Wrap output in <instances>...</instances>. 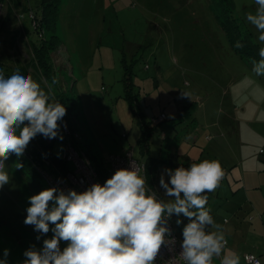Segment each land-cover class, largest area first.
Returning a JSON list of instances; mask_svg holds the SVG:
<instances>
[{"label": "rangeland", "instance_id": "374dc122", "mask_svg": "<svg viewBox=\"0 0 264 264\" xmlns=\"http://www.w3.org/2000/svg\"><path fill=\"white\" fill-rule=\"evenodd\" d=\"M24 1L25 10L12 8L13 18L0 24L5 56L0 69L22 68L50 95L26 49L15 48L10 44L15 37L8 40L14 33H6L16 12L17 18L25 15L22 22L35 40L29 9L41 14V0ZM256 7L254 0H61L57 33L62 45L54 55L57 87L76 102L71 121L80 136L79 150L101 156L105 164L111 154L128 150L142 158L144 126L151 131L152 158L171 151L181 163L219 161L223 178L214 192L206 193V207L218 226L210 230L224 233L227 250L239 254L241 264L249 252L264 263V76L252 71L264 45L246 21ZM230 30L237 35L235 42ZM237 41L244 45L239 51ZM162 114L167 119L151 122ZM64 154V142L54 138L52 158L63 160ZM5 164L10 182L0 188V258L8 249V264H19L26 250L42 248L43 239L53 235L49 231L37 240L34 226L24 223L28 198L50 186L27 165L24 153L12 154ZM174 168L165 162L149 176L165 201L174 197L164 195L159 180L164 174L167 181L165 170ZM179 218L180 225L175 214L171 222L181 245L189 221L182 214ZM67 244L61 241V250ZM212 264H220V258Z\"/></svg>", "mask_w": 264, "mask_h": 264}, {"label": "clouds", "instance_id": "9594fccd", "mask_svg": "<svg viewBox=\"0 0 264 264\" xmlns=\"http://www.w3.org/2000/svg\"><path fill=\"white\" fill-rule=\"evenodd\" d=\"M254 2L255 12L247 13L246 21L264 45V0ZM235 47L244 45L237 41ZM258 55L252 71L264 76V46ZM65 115L64 104L53 100L29 72L0 69V188L10 182L5 162L12 154L22 156L31 139L39 134L63 140L58 122ZM142 173L134 161L103 185L94 183L83 192L52 187L29 197L24 223L34 226L37 240L49 231L53 235L43 239L42 248L26 250L23 264H154L161 247L175 243L168 227L174 214L177 225L183 223L181 214L189 221L182 229L179 254L184 264H212L214 257L220 264H241L240 255L227 250L224 233L210 230L218 226L206 207V193L214 192L223 178L219 161L166 169L169 179L162 174L159 185L165 196L174 197L167 201L146 188ZM61 241L68 242L63 250ZM8 256L5 249L0 264H8Z\"/></svg>", "mask_w": 264, "mask_h": 264}, {"label": "trees", "instance_id": "16d2710c", "mask_svg": "<svg viewBox=\"0 0 264 264\" xmlns=\"http://www.w3.org/2000/svg\"><path fill=\"white\" fill-rule=\"evenodd\" d=\"M60 2L61 0H41V6H40L41 14H38L36 10H34L35 19L38 23L37 28L34 26V19L32 18L30 19L32 20L34 33L36 34L35 40H32L30 38L28 34V30H26V28L23 27H22L23 28L22 31L21 30L14 31L12 29H6V33L7 32L14 33L13 35L11 34L8 35V40L10 41L9 37L10 38L15 37V41H12L11 39V42L12 44H14L15 48H18L20 51H22L23 48L26 49L27 52L26 58L31 59L30 64L34 65L35 71L38 72L39 75H41L42 79L44 80V83L46 84L45 87L46 89H48L50 95H53L55 101L61 102L66 107V115L63 118V121L68 122L72 132L78 133L76 131L77 129L75 125L71 121L75 118L74 114L76 109V102L70 98L68 90L63 91L62 90L63 86H60V90H59L56 84L57 82H59V79L58 78L56 79L55 72L57 69L55 66L54 55L55 53L58 52L59 47L62 45L61 35L57 33V29L59 30L58 24H59ZM7 17L11 18L12 16H8V12H7L6 15L0 20V24L5 25V23L7 22ZM24 17L25 15H23V18ZM18 18L20 21H22L23 19L21 18V16H18ZM47 33L49 36H47ZM228 33L231 36V40H234L235 42V38L237 35L231 32V30L228 31ZM233 44L235 47V43ZM236 50L239 51V48H236ZM241 56L243 57V55ZM60 67L63 68L61 65ZM71 89L73 90V87ZM72 90H70V92H72ZM61 122L58 123L61 124ZM142 130L143 131L139 139L140 151L143 157V159L141 158V160L144 162L146 166V172H147L146 176H147L148 186L152 191L157 192L151 187L149 181L150 173L152 172L153 174L155 168L159 167L161 164L165 162H168L171 165V167H175V168L185 166L187 165V163H181L179 160L180 155L178 153L171 151L167 155L166 159L150 157L149 142L151 138V131L146 127L144 128V126L142 127ZM53 141L54 138L52 139L50 146H47V140L44 139L42 135L38 134L35 138L30 140L28 146L24 151V157L26 158L27 165L32 166L33 169L35 170H38L39 173L43 175V178H44V172H48V173H51L53 171L56 172V169L53 167L54 165L57 167L59 171H62L64 173H66L67 170L71 168V164L69 162H65L64 158L63 160L61 158H56L55 156L54 158H52L53 156L51 155V150H52ZM81 150L84 149L81 148ZM84 151L88 154L91 161L95 165L99 177L105 178L109 161L108 164H105L101 156L93 155L86 150ZM158 194L163 199L160 193ZM19 264H23V262Z\"/></svg>", "mask_w": 264, "mask_h": 264}, {"label": "built area", "instance_id": "2783aa9c", "mask_svg": "<svg viewBox=\"0 0 264 264\" xmlns=\"http://www.w3.org/2000/svg\"><path fill=\"white\" fill-rule=\"evenodd\" d=\"M6 13L5 2L4 0H1L0 20L6 15ZM23 15H21V18H23ZM29 17L34 19V26L37 28L38 23L35 19V13L33 9H30ZM165 119H167V115L162 114L157 119H152V121L162 122ZM60 125L65 148L64 161L69 162L71 164V168L67 170L66 173H64L59 171L54 165L53 167L56 169V172H44V179L47 181V184L50 186V188L55 187L58 189V191L62 190L65 193H67L69 190L83 192L94 183L103 185L106 182L105 179L111 178V176L119 169L130 168L132 163L135 161L141 168H143L142 174L145 178L146 188L150 189L147 183L146 166L141 159H137L135 157L132 150H128L124 154H111L109 157V164L105 178H101L99 177L95 165L91 161L88 154L84 150H79L76 147V139L80 138L79 134L71 131L70 125L67 121H62ZM124 137H126L125 134ZM155 193L160 199H162L157 192ZM168 227L171 229V234L175 239V243L171 246H162L154 264H184L182 258L179 257L182 249L171 219L168 221ZM169 247H172L174 250L169 251ZM244 260L246 264H263L262 259L258 255L251 252L244 255Z\"/></svg>", "mask_w": 264, "mask_h": 264}, {"label": "crops", "instance_id": "0c3cea01", "mask_svg": "<svg viewBox=\"0 0 264 264\" xmlns=\"http://www.w3.org/2000/svg\"><path fill=\"white\" fill-rule=\"evenodd\" d=\"M6 5H7V9H8V16H10V13H11V9L13 8L14 9V11H17L16 9H19V10H21V11H23V10H25L26 9V3H25V1L24 0H7L6 1ZM31 9H33V8H31ZM34 10V9H33ZM13 15H14V17H15V22H12L11 23V26H10V28H8V29H12V30H14V31H19V30H23V28H26V24L24 23V22H22V21H20V20H18V18H17V16H16V12H13ZM13 17H11V19H12ZM7 20H8V17H7ZM23 27V28H22ZM3 41H5V40H3ZM11 42V41H10ZM0 57H5L4 55H2V50H0ZM6 62L8 63H10V61H8V60H6ZM229 96H230V100H232V98H233V93L230 91L229 92ZM164 136H165V134H163ZM140 156L142 157V154H141V151H140ZM139 159H141V158H139ZM142 159H143V157H142ZM163 159H166V156L165 157H163ZM180 160V159H179ZM191 164H193V163H191V162H187V165H188V167L191 165ZM175 169V168H174ZM238 182H239V184L241 185V182H240V180H238ZM241 187V186H240ZM164 199V198H163ZM165 200V199H164ZM264 264V263H263Z\"/></svg>", "mask_w": 264, "mask_h": 264}, {"label": "water", "instance_id": "95a60500", "mask_svg": "<svg viewBox=\"0 0 264 264\" xmlns=\"http://www.w3.org/2000/svg\"><path fill=\"white\" fill-rule=\"evenodd\" d=\"M44 139L47 140V146H50V144H51V142H52V139H47V138H45V137H44Z\"/></svg>", "mask_w": 264, "mask_h": 264}]
</instances>
